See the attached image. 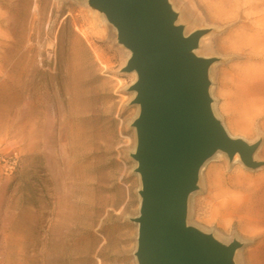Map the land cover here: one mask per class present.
Here are the masks:
<instances>
[{"label": "rangeland", "instance_id": "obj_1", "mask_svg": "<svg viewBox=\"0 0 264 264\" xmlns=\"http://www.w3.org/2000/svg\"><path fill=\"white\" fill-rule=\"evenodd\" d=\"M169 5L185 36L220 35L199 0ZM129 54L92 0H0V264H139L134 123L141 106L131 89L138 74L123 70ZM200 57L211 60L214 116L235 138L258 145L261 165L250 170L213 154L188 196L187 224L247 251L256 245L238 220L209 208L211 178L223 168L264 175V120L254 128L242 118L246 128H237L232 62L221 53ZM234 256L231 264H250L244 251Z\"/></svg>", "mask_w": 264, "mask_h": 264}, {"label": "water", "instance_id": "obj_2", "mask_svg": "<svg viewBox=\"0 0 264 264\" xmlns=\"http://www.w3.org/2000/svg\"><path fill=\"white\" fill-rule=\"evenodd\" d=\"M132 51L124 71L138 74L131 89L141 112L134 125V158L141 175L139 264H231L237 242L223 246L187 224V199L203 164L217 148L259 167L257 144L232 138L211 109L210 59L193 53L201 31L189 36L175 25L168 0H92Z\"/></svg>", "mask_w": 264, "mask_h": 264}, {"label": "bare ground", "instance_id": "obj_3", "mask_svg": "<svg viewBox=\"0 0 264 264\" xmlns=\"http://www.w3.org/2000/svg\"><path fill=\"white\" fill-rule=\"evenodd\" d=\"M199 2L206 11L205 21L214 27H220L217 31L220 35L214 38H207L206 35L200 37L199 48L193 53L199 57L221 53L232 62L229 71L230 81L241 105L240 114H234L233 120L239 129L246 128L241 122L242 118L249 120V126L258 128L259 123L264 120V23L261 24L264 15H258L264 2L262 0H199ZM173 6L171 8L175 10ZM180 15L182 16L181 13L178 16ZM213 39L219 42L217 47L213 46ZM131 56L130 50L129 59ZM211 105L213 108L214 104ZM249 126L247 128L250 129ZM229 135L235 138L233 134ZM257 149L253 154L254 161ZM228 154L226 150L217 148L212 157L226 159ZM233 159L244 163L240 151L233 155ZM225 162L229 165L227 160ZM245 166L250 170L260 167H251L247 164ZM212 169L209 173L213 171ZM211 180L209 202L211 212L224 219H237L247 239L256 245L254 249L247 251L242 248L235 250L234 258L244 251L248 263L255 264L259 260L260 264H264V175L254 177L248 172L241 171L229 174L226 168H223Z\"/></svg>", "mask_w": 264, "mask_h": 264}]
</instances>
